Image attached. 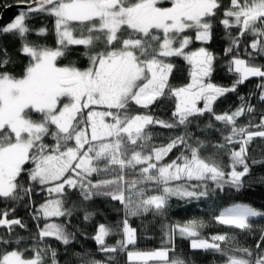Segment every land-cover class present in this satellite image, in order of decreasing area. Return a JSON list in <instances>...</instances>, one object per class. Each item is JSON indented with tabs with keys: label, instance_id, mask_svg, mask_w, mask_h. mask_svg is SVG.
Listing matches in <instances>:
<instances>
[{
	"label": "snow or ice",
	"instance_id": "6c2138e0",
	"mask_svg": "<svg viewBox=\"0 0 264 264\" xmlns=\"http://www.w3.org/2000/svg\"><path fill=\"white\" fill-rule=\"evenodd\" d=\"M34 13L51 17V29L31 28L27 21ZM217 21L228 41L224 55L231 56L225 65L234 77L229 86L213 82L218 58L203 46ZM50 34L53 45L47 43ZM0 35H14L17 52L26 58L17 74L9 68L15 63L11 54L0 47V264H45L46 259L59 264L58 250L46 238L66 248L76 240V232L69 230L76 206L66 203L71 193L83 201H118L123 213L115 224L97 223L91 237L105 259L77 252L79 264H115L118 252L127 253L128 264H186L175 254L177 237L190 241L192 250L220 255L223 264H264V226L258 229L255 252L232 246L235 235L204 238L206 224L197 219L161 223L159 248H129L139 239L130 218L149 213L165 218L172 198L191 203L210 199L217 190L239 191L252 166L264 164V153L257 159L249 152L255 138L264 140V111L254 123L251 103L264 104V64L255 62L264 57V0H228L227 7L224 0H24L15 18L0 25ZM194 42L201 46L190 49ZM78 47L86 66L76 60L60 63ZM171 58L185 62L187 83L170 82ZM253 77L260 78L258 94L237 95L234 109L216 112L219 100L238 93ZM162 98L174 102L170 121L142 111ZM205 115L211 118L205 129L220 133L210 145L188 131ZM246 115L248 122L238 123ZM153 125L184 131L156 144L148 130ZM208 146L214 153L201 155ZM101 176L111 178H94ZM34 193L44 194L39 206ZM25 198L37 231L27 238L32 243L21 247L26 238L16 227L27 226L14 214ZM94 215L85 210L83 219L89 222ZM253 218H264V211L241 203L213 215L218 225L248 233L257 230ZM112 235L121 239L110 245L106 238Z\"/></svg>",
	"mask_w": 264,
	"mask_h": 264
},
{
	"label": "trees",
	"instance_id": "16d2710c",
	"mask_svg": "<svg viewBox=\"0 0 264 264\" xmlns=\"http://www.w3.org/2000/svg\"><path fill=\"white\" fill-rule=\"evenodd\" d=\"M14 3H24V0H0V12L4 7ZM224 6H228V0H224ZM222 12L223 9H221V15ZM18 13L19 12H16V14ZM27 23L33 29L41 26H48L51 29L53 20L51 17L43 13H34ZM233 34H235V30H233ZM224 37V29L217 21L215 22L211 41L203 46L214 52L218 58L215 62V71L212 76L213 82L218 85L229 86L234 77L227 71L225 66L227 61L231 59V56L224 55V49L228 45V41ZM30 39H35L34 34L30 36ZM250 39V37L245 38L246 42H250ZM47 43L49 45L54 44L53 35L50 34L47 37ZM200 46V43L194 42L190 45V49H196ZM244 46V44H241L240 46L239 51L241 53L244 51ZM0 47L7 48L8 52L11 54L12 60L15 62L14 64H10L9 68L17 74L21 73L23 64L26 63V58L21 57L17 52L19 47L18 39H16L14 35H0ZM82 51V48H75L69 54L68 58L62 59L60 63L66 64L69 60H76L78 61V66H86V59L80 55ZM249 51H251L250 48ZM0 56H2V53H0ZM171 59L175 65V69L174 73L170 76V82L173 85L187 83V66L185 62L182 58ZM255 62L257 64H264V57L257 58ZM258 83H260V78L253 77L247 80L243 85L239 86L238 93H229L214 105L216 112L221 113L229 109H234L239 103L237 95L248 96L251 92H256L258 94L259 90L256 89ZM251 103L256 106L253 122L258 123L260 114L264 111V104L258 103L256 99H253ZM173 110L174 102L168 98H162L154 105L150 106V109L142 111H150L151 114L157 118L170 121ZM210 119L211 118L208 115H205L198 121H194L188 128V131L192 132L194 137L206 140L209 145L220 140V133L216 131L215 128L205 129V125ZM248 120L249 117L246 115L239 118L238 123L246 124ZM197 123L199 124V128L197 127ZM212 123L216 124L217 127H220L218 122L213 120ZM148 130L152 132L153 142L156 144L166 143L170 136L179 135L184 131L183 128L170 130L162 128L159 125L149 126ZM214 151L215 150L211 146H208L202 150L201 155H212ZM249 152L251 155L259 159L261 154L264 153V140L255 138L249 148ZM177 154L178 153L174 151L170 156L174 158ZM224 161L225 164H227L226 156L224 157ZM261 177H264V164L254 165L251 168V174L245 178L244 187L239 191L228 188L223 192L217 190L216 194L210 199L206 198L191 203H185L176 198H172L169 202L170 206L165 218L156 217L154 219L150 213L142 217L130 218L131 226L137 229L139 239L135 246H129V248L132 250H151L159 248L162 242V233L160 230L161 223L176 221L184 222L189 219H197L203 220L206 224V227L201 230V234L204 238H208L211 235L218 233H227L230 236L235 235V242H229L232 246L250 247L255 252L256 241L260 238V232L258 229L259 227L264 226V218H253L254 228L257 230L248 233L227 226L218 225L213 219V215L218 214L220 209L235 203L248 204L260 211H264V181L260 179ZM94 178H111V176ZM131 178H133V176L129 175L128 179ZM32 199L35 201L36 205L39 206V204L44 201V194L36 195L34 193ZM66 203L68 206L73 204L76 206L73 216L71 217V225L69 228L70 231L76 232V240L66 248L53 238H46L47 242L58 250L59 264H79V258L76 257L74 253H83L86 251H89L96 259L104 260V255L97 253V246L91 237L95 234L97 223L104 222L115 224L122 218L123 213L122 211H119L121 205L118 201H111L109 198L101 197L94 198L91 201H83L78 193H71L70 199ZM26 204H28L27 198L15 205L16 210L14 217L21 219L27 226L26 229H21L19 226L16 227V232L26 238V240L22 242L21 247L31 244L32 241L27 238L30 237L31 234H35L37 231L36 221L31 218L29 209L25 207ZM3 207L4 202L0 201V209H3ZM85 210L95 213L93 219L89 222H85L83 219ZM63 219L64 218H52L51 222H63ZM40 226L43 227V221ZM77 229H79V231H77ZM3 232L4 229L0 228V233ZM117 239H121V236L112 235L106 238V241L111 245L115 244ZM175 254L182 256L185 259L186 264H223V258L220 255L212 252H204L203 250H192L189 246V241L179 237L176 238ZM114 256L115 264H128L126 252H118L114 254ZM45 264H50V261L46 259ZM133 264H140V262H133Z\"/></svg>",
	"mask_w": 264,
	"mask_h": 264
},
{
	"label": "water",
	"instance_id": "95a60500",
	"mask_svg": "<svg viewBox=\"0 0 264 264\" xmlns=\"http://www.w3.org/2000/svg\"><path fill=\"white\" fill-rule=\"evenodd\" d=\"M23 7L24 3H14L4 7L0 12V25H4L16 14V12H20Z\"/></svg>",
	"mask_w": 264,
	"mask_h": 264
},
{
	"label": "rangeland",
	"instance_id": "374dc122",
	"mask_svg": "<svg viewBox=\"0 0 264 264\" xmlns=\"http://www.w3.org/2000/svg\"><path fill=\"white\" fill-rule=\"evenodd\" d=\"M17 15V14H16ZM16 15H14L9 21H7L4 25H7L8 23H10L14 18H15V16ZM192 35H194V33L192 34ZM199 43V42H198ZM202 106V105H201ZM242 204V203H241ZM230 206V205H229ZM189 246H190V241H189Z\"/></svg>",
	"mask_w": 264,
	"mask_h": 264
}]
</instances>
